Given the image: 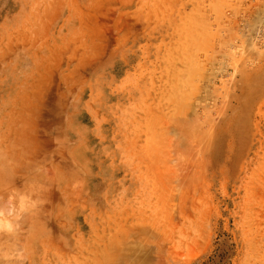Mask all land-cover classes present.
<instances>
[{"label":"rangeland","instance_id":"374dc122","mask_svg":"<svg viewBox=\"0 0 264 264\" xmlns=\"http://www.w3.org/2000/svg\"><path fill=\"white\" fill-rule=\"evenodd\" d=\"M122 263L264 264V0H0V264Z\"/></svg>","mask_w":264,"mask_h":264},{"label":"bare ground","instance_id":"6f19581e","mask_svg":"<svg viewBox=\"0 0 264 264\" xmlns=\"http://www.w3.org/2000/svg\"><path fill=\"white\" fill-rule=\"evenodd\" d=\"M178 100H179L178 102H182V101H183V100L180 101V99H178ZM182 103H183V102H182ZM178 105H179V103H178ZM179 106H180V105H179ZM126 253H127V252H126ZM126 253H125V255H126ZM123 257H124V256H123ZM123 257H122V258H123ZM121 260L123 261V260H125V259H121ZM127 260H128V259H127ZM127 260H126V261H127ZM126 261H125V262H126ZM113 262H115V261L113 260ZM125 262H124V263H125ZM122 264H123V263H122Z\"/></svg>","mask_w":264,"mask_h":264}]
</instances>
